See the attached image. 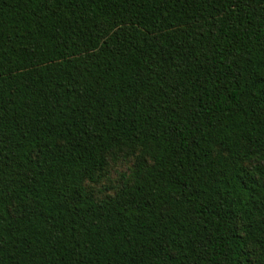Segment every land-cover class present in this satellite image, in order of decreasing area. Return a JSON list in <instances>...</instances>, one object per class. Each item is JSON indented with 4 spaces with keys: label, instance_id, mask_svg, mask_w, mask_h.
<instances>
[{
    "label": "trees",
    "instance_id": "16d2710c",
    "mask_svg": "<svg viewBox=\"0 0 264 264\" xmlns=\"http://www.w3.org/2000/svg\"><path fill=\"white\" fill-rule=\"evenodd\" d=\"M0 264H264V0H0Z\"/></svg>",
    "mask_w": 264,
    "mask_h": 264
},
{
    "label": "rangeland",
    "instance_id": "374dc122",
    "mask_svg": "<svg viewBox=\"0 0 264 264\" xmlns=\"http://www.w3.org/2000/svg\"><path fill=\"white\" fill-rule=\"evenodd\" d=\"M135 163V156L115 154L108 157V164L98 183H92L91 189L97 198L113 193L124 180L128 179V174Z\"/></svg>",
    "mask_w": 264,
    "mask_h": 264
}]
</instances>
